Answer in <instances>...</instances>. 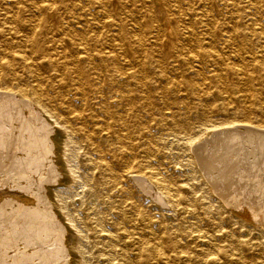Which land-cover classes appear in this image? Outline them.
<instances>
[{"label": "rangeland", "instance_id": "374dc122", "mask_svg": "<svg viewBox=\"0 0 264 264\" xmlns=\"http://www.w3.org/2000/svg\"><path fill=\"white\" fill-rule=\"evenodd\" d=\"M62 1L65 0H0V61L6 60L11 48L19 45L39 64L46 62L41 50L34 49L27 41L31 31L26 17L34 13L31 7L34 4L55 5L57 11L48 14L50 23L55 24L61 18L64 25L73 28L74 33L79 32L76 20L81 15L92 25L89 30L92 35L95 32L108 35L124 31L133 33L135 29L144 38L145 51L155 59L162 58L156 38L161 35L163 46L168 47L170 37H174L175 22L164 12L161 0H111L108 11L97 7L93 0H82L81 7L73 13L63 8ZM14 2L24 9L23 16ZM180 6L183 17L178 25L184 28V35L197 33L205 37L211 28L207 24L212 20L221 23L213 31L221 36L227 35L236 25L246 27L252 23L250 8L244 6L246 15L235 19L232 12L236 8H232L233 5L231 7L226 0H181ZM15 15H20V22L11 19ZM199 17L202 18L199 20ZM119 43L122 44L120 38ZM127 45L125 43L121 45L123 48H119L120 62L128 60L126 53L129 54L131 50ZM15 49L19 50V47ZM172 65L174 62L164 67L169 75L167 81H181L173 92L165 89L167 83L159 80L156 71H148V86L140 89L137 102L120 104L119 112L125 115L126 131L146 151L144 158L152 161L146 168L155 170L159 177L170 179L174 186L180 188L179 196L172 201L164 199L162 195L158 197L161 193L154 185L150 186L137 178L139 183L131 175L113 181L93 163L95 154L82 143L73 140L67 147V135L59 124H53L52 117H47L54 127V162L61 168V171L56 169V179L53 178L52 183L50 180L43 182L47 178L44 176L45 169L49 166L25 167L16 156H22L21 152L14 151L10 142L4 144L2 141L0 144V264H41L37 258L13 262L11 256L25 247L23 241L17 242L18 236L31 242L27 245L29 251L43 249L52 254L61 252L55 264H210V255L215 258L211 264H264V163H260L264 162V133L250 129L245 124L247 121L240 120L264 124V116L249 109L240 97L242 93L238 87H233L230 72L224 73V81L213 80L196 92L190 89V73L184 69L176 70ZM50 72L41 70V75L45 77ZM124 86L119 83V90ZM75 102L72 104L74 107L78 105ZM222 106L225 110L221 109ZM226 122H230L227 127ZM205 124L220 126L213 129L215 137L209 135L204 138L205 141L197 139L189 145L187 139L197 134ZM106 139L103 143L115 148L110 138ZM123 145L119 141V148H123ZM65 146L69 149L68 159L62 155ZM202 156L204 165L196 158ZM194 158L196 163L191 161ZM70 167L74 173L69 171ZM118 167L121 171L122 166L119 164ZM210 174L214 175V184L210 181L207 184ZM208 185L216 186L220 193L214 192ZM16 193L17 196H28L35 200L34 208L42 216L34 218L35 215L32 217L29 213L27 222V210H31L32 206H28L23 198L18 199L23 205L20 204L14 198ZM242 207L250 208L254 215L253 222L241 219L237 212L232 211ZM35 234L38 237H33ZM71 247L75 249L71 250ZM160 250L164 258H157V251ZM176 251L180 256L172 257Z\"/></svg>", "mask_w": 264, "mask_h": 264}, {"label": "bare ground", "instance_id": "6f19581e", "mask_svg": "<svg viewBox=\"0 0 264 264\" xmlns=\"http://www.w3.org/2000/svg\"><path fill=\"white\" fill-rule=\"evenodd\" d=\"M161 1L164 12L175 22V25L173 26L174 31L172 32L174 37H170V45L168 47L163 46L164 41L161 35L156 38V45L159 47V50L162 51L161 59H155L145 51L146 44L144 38L140 32L134 31L135 29L133 30V33L124 31L120 34L108 35L102 32H95V34L92 35L89 33L92 25L87 18L82 17L80 14L81 16H79L77 18L78 20H76V24L79 26V32L74 33L72 31L73 28L64 25L61 18H59L55 24L50 23L48 14L57 11L58 8L55 5H31L34 9V13H32L28 18L26 17V22L29 23V30L31 31L27 41L29 42V45L34 47V49L41 50L42 58H44L46 62L39 64L37 59L27 54L25 49H21L22 46L20 47L19 45H17L19 50L15 49L17 46L12 47L11 51L6 54L9 57L4 61H0V73L3 76L0 78V144L2 141L4 144L5 142H10L14 151H18L19 154L21 152L22 156H16L19 161L25 165V167L34 166L41 168L44 166L45 168V165L49 166L45 169L44 176H47V178H44V183L48 180L51 182L53 178L56 179V169L61 171V168L56 165V162H54L56 158V147L52 133L54 131L53 124L56 123L60 125L63 132L67 135L66 146L68 147L69 142L73 140H77L79 143H82V145L86 146L90 152L95 154L96 158L93 163L96 164L100 170L104 174H107L113 181L115 179L117 181L121 177L131 175L136 179L138 178L142 182L144 181L147 184L149 183L150 186L154 185L161 193H157L158 197L159 195H162L161 197L171 201L178 197L180 191L178 186H174V184L170 182V179L169 181L165 178L159 177L155 170L146 168V165L149 166L152 161L150 162L144 158L146 151L143 150L137 142H135L132 134L126 131L125 115L123 116L119 112L120 104L124 105V103L137 102L139 98L137 96L140 89L146 85L148 86V80L146 79V72L148 71H156L159 80L167 83V87H165V89L169 92H173L177 88L176 86L178 83L181 81L175 78L176 80H169L170 82H168L167 79L169 75L167 76L164 69V67H167L169 64H173V62L174 65L172 66L176 68V70L177 68L184 69L190 73L192 76L191 80H189V82H191L190 89L196 92L200 90L203 85H207L213 80L224 81V73L230 72L233 76V87H238V91L242 93L240 97L248 104L249 109L253 112H259L264 116V0H226L230 6L233 5V7L231 6L232 8H236L233 9L232 12L235 19L243 18L246 15L243 10L244 6L250 8L252 23L246 27L236 25L228 31L227 35L221 36L215 35L213 32L216 27L221 25V23L219 21L212 20L210 24H207V27L210 25L211 28L209 29V34L205 35V37L199 36L197 33L190 35L182 34V29L184 28H181L178 25V23L182 21L181 16L183 14L182 7L180 6L181 0ZM62 2L63 8L66 9L67 12L73 13V11L75 12V10H78L77 8L81 7L82 0H65ZM92 2L96 4L97 7L104 8L108 11L111 0H93ZM14 4L16 8H18V11L20 13L22 12V15L23 12H25L24 9L18 5V2H14ZM201 18L199 17V20ZM11 19L14 20V22L21 21L20 15L12 16ZM69 23L71 24V22ZM37 26H39L40 29H37ZM154 28L156 29V27ZM119 38L122 40V44L119 43ZM125 43L129 44L127 47L131 51L129 54L126 53L128 60L120 62L119 48L124 46ZM137 52H141L142 54L139 55ZM41 70H50L51 72L44 77L41 75ZM119 83L125 85L120 90ZM20 84H23V86ZM229 90L231 92V88H229ZM73 102L78 105L74 107L72 105ZM221 109L225 110V107L222 106ZM47 117H52L54 119L53 124L48 122ZM240 120L241 122L247 121L245 124H247L250 129H254L255 131L258 130V132L260 131L264 133V124H259L254 120ZM228 123L230 122L225 123V127H227ZM216 127H218L217 124L203 125L197 134L194 136L192 135L187 139L189 145L190 143H193L194 140H204V138L206 136L208 138L209 135H211L209 137H215L213 129L215 130ZM106 138H110L112 143L116 145L115 148H112L110 145L107 146L103 143L104 139L107 140ZM119 141L124 144L123 148H119ZM206 141L210 142L209 140ZM259 145H261V143ZM66 146L64 154L62 155L66 156L68 159L69 149H66ZM254 157L257 156H253V158ZM196 158L200 161V163H203L204 156ZM191 161L196 163L195 161L197 160L194 158ZM48 163H50V165H48ZM70 164H72L71 161ZM119 164L122 166L121 171H119ZM10 167L12 168V166ZM69 171L71 173L75 172L71 167ZM40 176L43 175L40 174ZM213 176L214 175L210 174L211 180L209 178V180H207V184H209V181L214 184L212 180L214 179ZM208 186L211 187V185ZM211 188H213L214 192L220 193V190H218L216 186ZM14 196L16 200L23 198L21 195L17 196V193L14 194ZM27 197L22 200L25 201L28 206L31 205L32 208L30 210L29 207L25 205L26 208L29 209L27 210V212H29L26 214L27 217H25V220L27 221L29 213H31V216L34 214V218L42 216V214L40 212L38 213V211L34 208L35 206L33 205V202L35 200L32 201L33 199ZM0 199H2L1 194ZM18 201L20 203V200ZM232 211L237 212L241 219L247 222H253L254 215L250 208L242 207L238 210L232 209ZM192 215H194V213H192ZM25 227L26 226H24V228ZM37 228L38 227H36V229ZM41 229L43 230V228ZM35 236L38 237L36 234L33 237ZM16 238H18L17 242L20 240L23 241V243H25V247L23 250H17L11 256L13 262H17L19 260L24 261V259L31 260L35 258L39 259L41 264H55L54 262H57L58 256L61 252L55 251L52 254L50 251L43 249L29 251L30 249L27 245H30L31 242H26V239H23L24 237L18 236ZM217 243L218 242H216V244ZM156 247V249H158L157 245ZM70 249L74 250L75 248L71 247ZM178 252L179 251H176L172 257L180 256V253ZM7 257L9 256L7 255ZM157 258H164L161 250L157 251ZM209 259L210 264L211 261L215 262L214 256L210 255ZM3 262L4 261H2V263ZM7 262H9V260Z\"/></svg>", "mask_w": 264, "mask_h": 264}]
</instances>
